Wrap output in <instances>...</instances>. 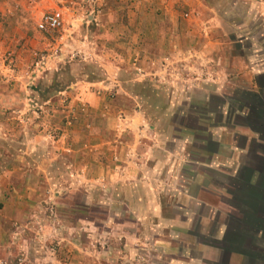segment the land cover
Listing matches in <instances>:
<instances>
[{"label": "crops", "instance_id": "crops-1", "mask_svg": "<svg viewBox=\"0 0 264 264\" xmlns=\"http://www.w3.org/2000/svg\"><path fill=\"white\" fill-rule=\"evenodd\" d=\"M182 1L187 7L183 14L180 13L184 25L174 24L172 10L166 7L164 11L161 8L156 10L157 21L160 20L161 15L166 19L163 28L165 39L161 36L154 44L160 48L163 42L164 47L169 49L167 52L174 50L181 52L180 60H183V64L188 68L210 65V75L207 77L209 79L198 78L196 74L191 76L189 73L188 80L198 79L197 85L206 99L202 107L204 116L207 118L208 114H214L213 124L198 126L203 134L198 133L196 153L189 150L177 160L181 164L182 184L170 193L174 195V192H177L181 196V203L175 202L172 207L182 210V213L175 212L166 219L161 217L162 204L159 199L158 178H153L158 177L162 172L158 168L161 164L166 167L164 170L169 180L170 172L175 169L176 159L171 162L168 160L170 154L163 151L154 153L151 150L160 146L151 127L142 121L139 110L125 111L116 119L120 131L132 134L130 141H123L120 137L110 140L108 137L98 136L99 130L102 131L104 127L108 128L110 125L109 111L101 108L103 103L101 104L100 97L112 88L115 92L119 90L124 92L120 86L121 80L116 76L121 66L120 61L104 56L105 59L101 64L105 68V73L103 72L97 79L90 80L91 88L79 92L74 89L75 93L61 91L62 94L70 97L69 104L64 107L66 111L72 107V111L101 112L103 118L98 120L96 126L95 122H88V125L87 119L72 126L66 125L69 121L60 124V118L55 116V111L58 109L51 108L53 106L48 108L45 104L43 110L46 112L52 109L50 110L53 112L52 116L56 117L54 120L51 119V115L43 114V119L41 117L40 122L34 124L27 120L19 128H11L8 123L5 128H0V132L2 129L6 130L0 134V224L10 220L22 221L26 217L38 214L35 211L39 199L37 193H42L49 184L37 178L45 177L53 160L57 163L53 166L57 168L56 173L63 174H65L66 162L69 165H76V162L80 161L83 166L75 171L77 173L79 171L89 179L93 175L97 176L95 181L102 184L105 192L103 204L113 209L109 210V215L112 217L110 219L119 218V212L114 210L118 207H125L136 213V207L143 206L151 209L155 217L156 221L154 224L151 223L150 227L152 225L151 229L156 241H176V238L181 236L183 251L181 264H264V0H229L226 5L221 3L222 0ZM237 3L243 4L245 10L244 16H239L235 20L233 17L238 14L231 16L230 14L235 11L234 6ZM102 12L103 24L98 21L96 23L98 27H94L92 32L98 35L92 34L89 39L90 52L93 54L94 48H98V45L106 46L107 33L114 30L108 25L109 19L113 17V10L105 8ZM127 13L137 18L136 6L131 10L128 9ZM226 15L230 17L227 19ZM247 19L248 24L245 22ZM226 24L246 33V36H238L237 43L244 42L241 44L242 48L254 49L252 55L244 58L243 55L232 52L231 41L225 32ZM181 25L182 29L178 30L177 27L181 28ZM153 27L157 29V25ZM160 28L161 26L158 27ZM133 30L136 33L140 31L139 23L135 19H133ZM181 41L187 42V45L179 46ZM59 60L62 61L61 57L57 61ZM161 60L167 65L172 62L173 57L168 54L161 57ZM126 64L129 68H133L132 77L135 80L143 79L145 74L138 69L133 60H127ZM57 72H60V67ZM154 74L156 73L154 72L152 76ZM168 75L172 76L174 73L166 72L165 76ZM200 79L204 81L200 82ZM32 89L43 101L45 100L43 103L48 102L50 97L48 87L37 86ZM54 90L58 91L55 88ZM232 93V98L224 99ZM212 96L217 98L218 102H210ZM80 105H83L82 110L79 108ZM92 124L93 126H90ZM116 125H113V128ZM52 126L60 132H56L51 137L44 131ZM84 126L90 127V133H81ZM213 128L218 131H213ZM93 130H96V134L92 132ZM224 130L229 134L228 140L223 139ZM94 147L97 148L96 153L89 152L86 153L87 155L83 153L84 149L91 151ZM225 149L228 150L226 155ZM63 150L70 152L65 154ZM80 153L84 156H80ZM241 157L246 162L241 163L236 169V174L232 175L234 178L232 186L226 188V193L229 195L226 201L229 206L228 211L226 210L224 217L218 221L217 209L213 210V204L209 201L211 197H216L215 192H221L223 186L214 182L210 184L204 174L211 173L212 170L219 172L216 167H224L222 164L233 166L236 158L239 161ZM106 160L107 164H104ZM63 183L65 182L55 180V184L59 187ZM8 185L12 186L10 191L6 190ZM193 186L195 190L191 191ZM122 188L129 190L128 195L123 193ZM80 189L85 195V201L60 204L59 213L63 212L64 206L74 209L84 204L88 207L86 204L91 200L89 188L84 184ZM205 196H210L209 201ZM201 209L205 211L201 213ZM79 221L80 219L77 218L70 224L71 237L68 241L75 249L88 251L87 242L93 235L86 227L85 235L78 233ZM118 221L107 223L105 233L125 236L121 230L124 223ZM195 223L197 229L196 232H192L191 228ZM163 228L166 231L165 235H161ZM3 234L0 229V256L7 257L13 253V250H19L11 246L8 241L15 235L7 234L4 242ZM196 234L201 235L202 239H206L204 236L209 237L211 241L206 243L203 240L192 239ZM22 238L27 240L23 236ZM21 250L28 257L35 256L33 248L26 243ZM196 252L197 257L193 254ZM116 256L123 258L124 254L118 250Z\"/></svg>", "mask_w": 264, "mask_h": 264}, {"label": "rangeland", "instance_id": "rangeland-1", "mask_svg": "<svg viewBox=\"0 0 264 264\" xmlns=\"http://www.w3.org/2000/svg\"><path fill=\"white\" fill-rule=\"evenodd\" d=\"M20 1L23 3H19ZM228 1L222 0L221 3L226 5ZM134 6H136L135 16L137 18L127 13V10H131ZM164 7L173 11L174 24L184 25L180 13L183 14L187 7L182 0H0V128H5L6 123L11 128H19L27 120L34 124L43 114L51 115L52 120L57 116L60 118V124L63 121H69L66 124L68 126L76 125L79 121L86 119L87 123L95 122L93 124L96 126L98 120L103 118L101 112L72 111V107L66 111L64 107L69 104L70 97L65 96L61 91L75 93V91L91 88V81L87 77L98 78L103 72L105 73V68L101 64L105 59L104 56L118 59L121 66L116 76L121 80L120 86L125 93L120 90L115 92L112 88L100 97L101 104L103 103L101 108L109 111L110 125L108 128L104 127L102 131L99 130L98 136L99 138L108 137L110 140L120 137L123 141H130L132 134L120 131L116 119L125 111L139 110L142 114V121L151 127L160 146V148L154 147L151 150L154 153L163 151L170 154L168 160L171 162L176 159L175 169L170 172L169 180L164 170L166 167L161 164L158 168L162 172L158 174V177L153 178H158L159 199L162 204L161 217L166 219L173 216L175 212L182 213V210L172 207L175 202L181 203V196L177 192H174V195L170 193L182 184L181 164L177 160L189 150L196 153L198 133L203 134L198 126L213 124L214 114H208L207 118L204 116L202 107L206 99L197 85L198 79L188 80L189 73L191 76L198 75V78L209 77L210 65L188 68L183 64V60H180L181 52L176 50L167 52L169 49L164 47L163 42L160 48L154 44L161 36L165 39L163 28L166 19L163 15L158 21L156 18V10L161 8L164 11ZM234 7L235 11H232L233 14L230 16L238 14L233 17L235 20L239 16L243 17L244 5L237 3ZM105 8L114 12L113 17L108 21L109 28L114 30L107 33L106 46L98 45V48H94L95 53L93 54L90 52L89 39L92 34L98 35L92 32L94 27H98L96 25L98 21L103 24L102 9ZM54 9H59L62 13L61 27L53 31H38L36 29L37 20L43 13ZM230 16L226 15V18ZM133 19L139 23V33L133 30ZM245 22L248 24L249 20ZM227 24L225 32L231 41L232 52L241 54L244 58L252 55L254 49L242 48L241 44L244 42L237 43L238 36H246V33L237 31ZM154 25H157V29H154ZM182 25L177 29H182ZM159 26H161L160 29H158ZM250 40L254 41L251 37ZM186 43L181 41L179 46H186ZM168 54L173 57V60L165 65L161 57ZM59 57L62 59L61 62L57 61ZM127 60L135 62L138 69L145 74L143 79L135 80L132 77L133 68L127 66ZM59 67L60 72H57ZM169 71L174 75L165 76V73ZM154 72L156 74L152 76ZM55 73L57 74L54 76ZM37 86L49 88L51 95L49 94L48 102L43 103L45 100L43 101L41 96L32 89ZM231 96L233 97V93L224 99L232 98ZM209 101L218 102L213 96ZM45 104L48 108L53 106L51 108L58 109L54 110L55 116H52L53 112L50 111L52 109L46 112L43 110ZM209 117L211 119H208ZM113 125L116 126L113 128ZM84 128L85 126L81 129L82 134L90 133V127ZM208 128L211 129V127ZM4 131L6 130H1V132ZM213 131H218V129L213 128ZM44 132L52 137L60 130L52 126ZM92 132L96 134V130ZM224 132L223 139L228 140L229 134H226V130ZM93 149L91 151L84 149L85 152H82L84 154L96 153L97 148ZM62 152L68 154L70 151L63 150ZM225 152L226 155L228 150L225 149ZM83 153H80V156H84ZM242 157L239 161L236 158L233 166L228 167L222 164L224 167H216L219 172L212 170L206 175L203 173L210 184L214 182L223 186V189H220L221 192H215L216 197H211L210 201L208 200L210 196H205V199L213 204L212 209H217L218 221H221L225 211H228L229 206L226 201L229 195L226 193V188L232 186L234 179L232 175L236 174L238 166L246 162ZM79 162L77 161L76 165H69L66 162L65 174H63L56 173L57 168L53 167L56 161L53 160L45 177L37 178L49 184L42 190V193H37L39 199L35 211L38 214L26 217L22 221L10 220L5 224H0L2 234L4 233L5 236L4 242L7 234L15 235L8 241L11 246L19 250H13V253L7 257L0 256V264H171L172 262L181 264L183 252L181 236L179 235L176 241H156L153 229H151L152 225L150 227L151 223H155V217L151 209L143 206L136 207V213H132L128 208L118 207L114 210L119 212V218L110 219L109 210L113 209L103 204L105 192L102 184L95 181L96 175L89 179L81 175L79 171L77 173L75 170L83 166ZM106 162L107 160L104 164ZM55 180L65 182L64 186H57ZM84 184H87L91 198L86 204L88 207L84 204L74 209L64 206L63 212L59 213L60 204L85 201V195L80 189ZM11 188L12 186L8 185L6 190L10 191ZM194 190L195 187H191V191ZM122 191L128 195L127 188H122ZM204 211L201 209L200 212ZM77 218L80 219L78 222L80 230L77 232L85 235L86 227L93 235L92 239L87 242L88 251L75 249L68 241L71 237L70 224ZM117 220L124 223L121 230L125 236L105 233L107 223L117 222ZM196 229L197 224L195 223L191 231L196 232ZM165 232L163 228L161 235H165ZM22 236L27 240L25 241ZM204 238L206 239H202L198 234L192 237V239L203 240L206 243L211 241L209 237L204 236ZM24 243L33 248L34 257L26 256L21 250ZM118 250L124 254L123 258L116 256ZM193 254L197 257V252Z\"/></svg>", "mask_w": 264, "mask_h": 264}, {"label": "built area", "instance_id": "built-area-1", "mask_svg": "<svg viewBox=\"0 0 264 264\" xmlns=\"http://www.w3.org/2000/svg\"><path fill=\"white\" fill-rule=\"evenodd\" d=\"M62 23L63 17L61 11L59 9H54L40 16L36 22V29L38 31H53L61 27ZM79 108L82 110L83 105H80Z\"/></svg>", "mask_w": 264, "mask_h": 264}, {"label": "trees", "instance_id": "trees-1", "mask_svg": "<svg viewBox=\"0 0 264 264\" xmlns=\"http://www.w3.org/2000/svg\"><path fill=\"white\" fill-rule=\"evenodd\" d=\"M89 78L90 80H94V79H97V78H94V77H87ZM99 78V77H98Z\"/></svg>", "mask_w": 264, "mask_h": 264}]
</instances>
